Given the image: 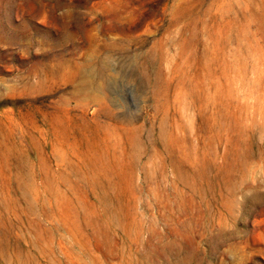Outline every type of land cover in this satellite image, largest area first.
I'll return each mask as SVG.
<instances>
[{"label": "rangeland", "instance_id": "1", "mask_svg": "<svg viewBox=\"0 0 264 264\" xmlns=\"http://www.w3.org/2000/svg\"><path fill=\"white\" fill-rule=\"evenodd\" d=\"M0 264H264V0H0Z\"/></svg>", "mask_w": 264, "mask_h": 264}, {"label": "bare ground", "instance_id": "2", "mask_svg": "<svg viewBox=\"0 0 264 264\" xmlns=\"http://www.w3.org/2000/svg\"><path fill=\"white\" fill-rule=\"evenodd\" d=\"M86 81V80H85ZM90 81V80H89ZM85 83V82H84ZM87 85V84H86Z\"/></svg>", "mask_w": 264, "mask_h": 264}]
</instances>
